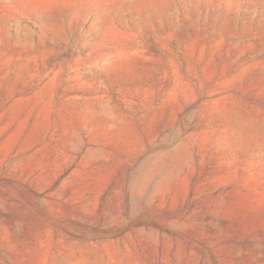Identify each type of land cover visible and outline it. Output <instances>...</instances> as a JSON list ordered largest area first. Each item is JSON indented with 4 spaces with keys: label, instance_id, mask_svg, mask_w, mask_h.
<instances>
[{
    "label": "rangeland",
    "instance_id": "374dc122",
    "mask_svg": "<svg viewBox=\"0 0 264 264\" xmlns=\"http://www.w3.org/2000/svg\"><path fill=\"white\" fill-rule=\"evenodd\" d=\"M0 264H264V0H0Z\"/></svg>",
    "mask_w": 264,
    "mask_h": 264
}]
</instances>
